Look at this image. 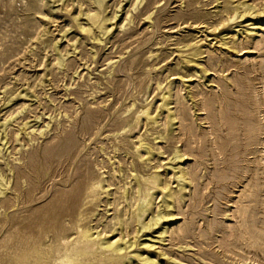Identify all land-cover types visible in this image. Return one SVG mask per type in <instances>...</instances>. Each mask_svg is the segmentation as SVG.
<instances>
[{"label":"rangeland","instance_id":"1","mask_svg":"<svg viewBox=\"0 0 264 264\" xmlns=\"http://www.w3.org/2000/svg\"><path fill=\"white\" fill-rule=\"evenodd\" d=\"M263 147L264 0H0V264H264Z\"/></svg>","mask_w":264,"mask_h":264},{"label":"bare ground","instance_id":"2","mask_svg":"<svg viewBox=\"0 0 264 264\" xmlns=\"http://www.w3.org/2000/svg\"><path fill=\"white\" fill-rule=\"evenodd\" d=\"M244 4V3H243ZM240 6V4H239ZM88 11V10H87ZM93 13V12H92ZM239 13V12H238ZM260 13V11H259ZM241 16V15H240ZM105 20L107 17H103ZM102 21V20H101ZM79 23V22H77ZM99 22H98V26H99ZM220 24V23H219ZM80 26V25H79ZM214 28V27H213ZM216 28V27H215ZM214 28V29H215ZM51 48V47H50ZM56 57V56H55ZM56 59V58H55ZM57 60V59H56ZM197 77V76H196ZM168 91V90H167ZM263 92V91H262ZM163 94V93H162ZM163 96V95H162ZM169 97V96H168ZM164 103V101H163ZM148 116V113L145 114ZM261 115V114H260ZM159 116V115H158ZM149 119V118H148ZM150 120V119H149ZM14 138V137H13ZM5 139V138H4ZM264 148V147H263ZM182 156V155H180ZM178 156V157H180ZM155 174V173H154ZM157 176V173L155 174ZM154 175V176H155ZM2 176V175H1ZM0 176V184L2 180V177ZM134 177V176H133ZM148 177V176H147ZM154 178V177H151ZM157 178V177H156ZM9 182V181H8ZM5 183H7L5 181ZM136 183V182H135ZM138 183V182H137ZM183 184V183H182ZM137 185V184H136ZM139 186V185H138ZM2 187V184H1ZM99 187L98 182H89L87 184V186L85 187L86 189H88V191L90 193H94V191L96 190V188ZM162 187V186H161ZM165 187V186H163ZM103 189V188H102ZM163 189V188H162ZM125 190V189H124ZM170 190V189H169ZM3 193L2 189H0V194ZM124 193V192H123ZM128 192H126L127 194ZM152 193V192H151ZM150 193V194H151ZM125 194H123L124 196ZM168 196H172L171 193H168ZM126 197V195H125ZM152 203V202H151ZM107 204V203H106ZM153 204V203H152ZM165 205V204H163ZM166 206H170L168 203H166ZM165 207V206H164ZM146 211L145 206L142 203H139L135 206L134 209V213L132 214V220L133 221H138L140 223V230L145 229V228H150L152 225L158 223L157 219H151L149 223H142L141 221V216L143 215V213ZM152 213V212H151ZM130 215V214H129ZM158 215V214H157ZM122 216V215H121ZM169 216V215H168ZM129 217V216H128ZM152 217V215H151ZM150 217V218H151ZM122 218V217H121ZM124 218V217H123ZM160 218V216H159ZM163 219V218H162ZM123 222V219H122ZM138 223V224H139ZM79 227V226H78ZM137 227V226H136ZM83 228V227H82ZM89 228V226H88ZM120 228V227H119ZM108 230V229H107ZM116 230V229H114ZM129 230V229H128ZM117 231V230H116ZM121 231V230H119ZM139 228H135V232H138ZM126 232V231H125ZM96 233V232H95ZM128 233V232H127ZM126 233V235H127ZM161 233V232H160ZM92 230L91 232L87 229H80L78 232V236L77 239L75 240V245L69 247L68 244L65 242L63 244V246L59 249H52L50 252H45L40 250L38 247H30V245H25L23 247H21V250L18 254H16L14 256L13 259V264H44V260L45 258L51 257L52 253L55 251L56 253V260H58V264H89L87 263L88 260L83 259V255H89L90 253H92L93 250H89L90 247H92L91 245L93 244H98L99 248L104 252H108V258L110 259H118L121 257V254H123V250H125L126 248L130 247L132 245L131 243H127V244H121V242H119V239L117 240H101L100 242H96L95 241V236L92 235ZM121 234V233H119ZM97 235V234H96ZM101 235V234H100ZM94 236V237H93ZM99 236V235H98ZM121 236V235H120ZM125 238V237H124ZM125 241V240H124ZM71 244V243H70ZM124 245V246H123ZM148 245V243H147ZM150 245V244H149ZM94 251H95V247H94ZM99 251V250H98ZM125 253V252H124ZM104 255V254H103ZM124 256V255H123ZM134 256H136L134 254ZM139 256V255H138ZM145 257V256H143ZM53 259V258H52ZM138 259V258H137ZM140 259V258H139ZM144 259V258H143ZM153 259V258H152ZM124 260V259H123ZM141 261V259H140ZM144 261V260H142ZM120 262L121 259H120ZM119 262V263H120ZM146 262H153L152 260H145ZM155 262V261H154ZM153 262V263H154ZM157 263V262H156ZM93 264V263H91Z\"/></svg>","mask_w":264,"mask_h":264}]
</instances>
